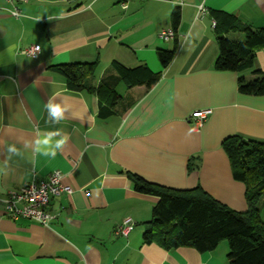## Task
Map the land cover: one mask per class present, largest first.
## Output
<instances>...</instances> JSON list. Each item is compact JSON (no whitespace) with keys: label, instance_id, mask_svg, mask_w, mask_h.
Returning <instances> with one entry per match:
<instances>
[{"label":"crops","instance_id":"1","mask_svg":"<svg viewBox=\"0 0 264 264\" xmlns=\"http://www.w3.org/2000/svg\"><path fill=\"white\" fill-rule=\"evenodd\" d=\"M184 1L28 0L18 4L22 15L16 17L12 4L0 0V264H228V240L205 252L145 242L159 197L137 191L127 173L179 190L202 187L230 209L248 210L246 184L233 176L223 142L234 135L264 142V95L238 89L241 74L251 79L254 69L264 71V47L257 48L252 69H217L213 21L215 11H224L260 29L264 0ZM201 2L208 11L199 16ZM171 27L177 35L164 41L159 34ZM33 44L41 45L37 58L22 53ZM160 49L175 51L167 66ZM95 61L96 86L107 76L122 96L111 113L103 110L109 100L69 89L51 70ZM114 61L145 63L160 78L152 88L127 87ZM48 103L65 109L60 122L48 117ZM204 109L212 112L196 128L191 116ZM63 135L67 142L57 149ZM46 136L51 144L38 151L36 140ZM53 150L55 157L43 155ZM56 170L74 191L52 200L49 208L58 215L49 226L7 214L8 191ZM260 204L264 222V193ZM126 218L135 222L127 237L115 232Z\"/></svg>","mask_w":264,"mask_h":264},{"label":"trees","instance_id":"2","mask_svg":"<svg viewBox=\"0 0 264 264\" xmlns=\"http://www.w3.org/2000/svg\"><path fill=\"white\" fill-rule=\"evenodd\" d=\"M215 29L219 44V55L215 67L242 73L255 64L257 48L264 47V27L252 29L236 15L215 11ZM181 20L179 8L173 15L176 29ZM243 31V39L232 40L225 36L229 31ZM160 60L167 66L174 58V50L160 49ZM118 81L127 87L145 85L152 88L160 75L145 63L125 66L114 61ZM99 61L72 62L52 66L60 73L69 89L89 90L99 98L109 100L115 107L122 96L107 76L96 86L94 76ZM238 89L243 94L264 95V71L253 70V77L240 75ZM223 148L227 152L233 176L246 184L248 210L239 212L206 192L202 187L188 190L170 188L150 182L142 176L128 171L137 191L157 195L159 201L153 208V217L146 223L145 242L156 241L166 248L192 246L201 252L213 250L222 240L230 245L228 264H264V222L260 215V198L264 193V142L234 135L226 138Z\"/></svg>","mask_w":264,"mask_h":264},{"label":"built area","instance_id":"3","mask_svg":"<svg viewBox=\"0 0 264 264\" xmlns=\"http://www.w3.org/2000/svg\"><path fill=\"white\" fill-rule=\"evenodd\" d=\"M12 4V14L16 17L22 15V11L18 6L19 3L28 0H8ZM178 6L184 5V0H174ZM123 7H128L127 3H123ZM204 2L198 5V14L204 15L207 12ZM216 24V21H213ZM177 35L174 28L163 29L159 36L164 41H169ZM41 51L40 44H33L22 50V53L37 58ZM211 109L197 110L192 114V120L196 128H200L207 119ZM63 173L59 170L53 171L46 179H40L34 175L31 180L26 182L22 187L8 191L4 197L5 208L7 214L14 218H27L36 221L42 225L49 226L52 220L58 215L50 210V204L55 197L72 194L74 189L71 185L62 182ZM135 228V222L131 218H126L116 227L115 232L118 235L128 236Z\"/></svg>","mask_w":264,"mask_h":264},{"label":"clouds","instance_id":"4","mask_svg":"<svg viewBox=\"0 0 264 264\" xmlns=\"http://www.w3.org/2000/svg\"><path fill=\"white\" fill-rule=\"evenodd\" d=\"M45 107L48 111V117L50 119L54 118V120L58 123L64 118L65 109L62 108L59 104L48 103ZM67 139H68L67 135H63V136H61L60 139L56 140L55 141L56 148L62 149L63 146L65 145V143L67 142ZM51 142H52L51 136L41 137V138L37 139L36 140V145L38 146L37 150L39 151V146L50 145ZM9 151L14 152V151H16V149L14 147H10ZM56 154H57V152L55 150H53L51 153H48V152L43 153L44 156L51 155L52 157H55Z\"/></svg>","mask_w":264,"mask_h":264}]
</instances>
